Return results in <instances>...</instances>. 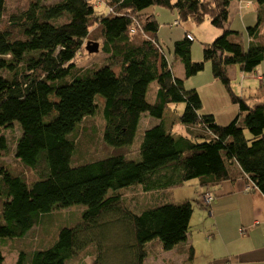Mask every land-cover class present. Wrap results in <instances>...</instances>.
Returning <instances> with one entry per match:
<instances>
[{"label": "trees", "instance_id": "16d2710c", "mask_svg": "<svg viewBox=\"0 0 264 264\" xmlns=\"http://www.w3.org/2000/svg\"><path fill=\"white\" fill-rule=\"evenodd\" d=\"M23 1L11 11L9 0H0V130L20 125L14 155L36 178L29 184L7 166L0 167V239L23 238L45 214L83 205V223L62 229L56 244L33 253L31 264H67L93 244L102 248L99 233L121 225L110 221L111 216L124 222L133 237L127 247L133 253L128 264H145L150 244L175 250L193 264L194 248L185 247L192 202L166 201L133 213L118 193H108L131 186L159 193L195 179L211 189L244 176L246 190L257 188L264 195V97L249 103L235 94L227 71L236 65L243 73H253L263 63L264 39L259 40V33L264 0H258V24L248 28L246 49L230 40L238 33L230 22L236 0H27L22 5ZM251 5L245 3L247 8ZM157 7L177 12L180 20L173 25L207 21L222 31L214 42L203 45L204 62L192 61L194 39L186 33L174 47L186 78L211 63L215 80L225 85L239 107L230 124L222 126L214 115L200 114V93L186 89L185 80L173 73L157 37ZM88 41L100 44L102 66H77ZM153 82L157 91L150 102ZM98 97L103 99L105 154L72 166V134L84 119L97 114ZM177 104L185 106L179 121L164 118ZM145 113L159 123L143 132L138 156L131 158L128 148ZM177 123L186 127V135L173 133ZM8 143L7 134L1 135L0 157L10 154ZM208 193L212 192L203 198ZM0 264H5L1 251Z\"/></svg>", "mask_w": 264, "mask_h": 264}, {"label": "rangeland", "instance_id": "374dc122", "mask_svg": "<svg viewBox=\"0 0 264 264\" xmlns=\"http://www.w3.org/2000/svg\"><path fill=\"white\" fill-rule=\"evenodd\" d=\"M246 2H252V5L247 8L245 6ZM26 3L27 0H24L22 5H26ZM239 5L241 8H239ZM8 6L11 11L19 9V0H9ZM259 7L258 0H236L232 2V6L230 7L231 28L238 32L237 34L231 35L230 40L242 44L245 49L248 48V28L255 27L258 24ZM156 9L160 24L157 37L173 73L175 76L185 80L186 89H196L203 96V109L200 114L214 115L217 118V123L222 126L230 124V122L238 116L239 107L232 103L225 85L215 80L211 63L205 62V69L203 72L191 78H186L184 65L180 58L175 55L174 47L175 42L184 39L185 33L190 31L194 37L192 44V61L195 63L204 62L203 45L214 42V40L221 35L222 31L214 28L207 21L202 25H196L193 20H188L186 22L182 21L179 26H175L173 22L175 20H180L176 11L172 12L171 9L162 7H157ZM263 32L264 23L260 28L259 40L264 39ZM90 63H94L99 67L102 66V53L99 52L93 55L89 54L87 51L82 52L77 66L79 68L85 67ZM232 67L237 69L238 66H230L227 69L232 90L238 96L247 98L249 103H254L256 99L255 93L260 87H264V75L261 74L263 78L261 81L257 78V73L260 72L259 70H264V61L259 66V69L255 70L253 73H242L239 68L235 73H232L230 71ZM73 79V76H71L68 80L71 81ZM156 91L157 83L153 82L149 88L148 101L151 102ZM260 95L264 97V93L260 92ZM98 99H100L99 102H97L100 108L97 114L84 119L72 134V138L76 143L71 159L72 166L85 164L105 154L104 151L106 148L102 140L105 127L103 99L100 97H98ZM184 108V104H177L172 107V111L174 114L181 116L184 112ZM146 117L147 115L143 116L135 141L128 148L130 151H128V156L131 158L138 156L143 128L147 126ZM239 124L241 126L244 125L242 119ZM181 125L182 124H179L174 128L175 133L179 131ZM6 134L11 152L5 157H0V167L2 165L7 166L14 173L24 176L25 180L31 184V182L35 180L36 175L31 170L25 168L14 155L15 141L18 136L21 135L20 125L16 124L12 131L0 130V136ZM113 193H118L123 200L124 206L133 213H140L147 207L166 201L181 203L188 200L192 202L194 207V215L192 216L190 225V234L192 235L200 230L204 232V223L206 222L209 224L212 221L209 217V208H200L197 204L200 195V182L198 179L189 181L184 186L171 188L170 190L168 189L167 191L159 193L145 192L141 186H131L120 190L111 189L108 194L110 196ZM86 209V206L75 205L69 208L55 210L41 217L40 224L33 227L25 237L13 240L0 239V251L5 257V264H19L21 259L23 260V264H31L33 253L38 250H45L56 244L62 229L77 228L80 226L84 221L83 214ZM202 212L206 214V217H203ZM111 217L110 221L118 222L121 225H111V227L99 233V241L102 248L93 244L81 251L78 255L68 259L67 264H97L96 260L99 256L102 257L99 264L129 263L131 257L133 258V253L130 249L129 251L127 247L128 245H132L133 237L127 226L125 227L124 222L117 220L114 216ZM158 248V245L154 247L150 244L148 246L150 255L145 260V264H191L189 261L181 263L176 254H166L161 247L159 250ZM99 249H101V255L99 254ZM156 249L159 251L158 254H151V250ZM203 260L205 259H202V255H198L196 263L204 264Z\"/></svg>", "mask_w": 264, "mask_h": 264}, {"label": "crops", "instance_id": "0c3cea01", "mask_svg": "<svg viewBox=\"0 0 264 264\" xmlns=\"http://www.w3.org/2000/svg\"><path fill=\"white\" fill-rule=\"evenodd\" d=\"M239 8H241L240 5ZM186 33L192 35L190 31ZM236 70L238 68H230L232 73H235ZM259 71L264 73V70ZM258 80L261 81L263 78ZM260 92L264 93V87L257 90L256 97L261 96ZM200 96L203 101V96L201 94ZM172 107L166 110L164 118L179 121L180 116L174 114ZM145 115H147V126L143 128V132L159 123L145 113L142 115L139 125ZM179 124L177 123L175 127ZM185 133L186 127L183 125L176 132V134L183 135ZM247 187L248 181L244 176L222 181L211 189L200 185L197 204L200 208H209V217L212 221L209 224L204 223V232L200 230L193 235L189 234L185 247L194 248L193 264H197L198 255H202V259H205L203 260L204 264H264V195L257 188L246 190ZM205 192H212L215 196L209 207H205L203 202ZM202 214L203 217H206L204 212ZM242 229L246 231L242 232ZM164 252L176 254L181 263L186 260V256L178 255L175 250Z\"/></svg>", "mask_w": 264, "mask_h": 264}, {"label": "built area", "instance_id": "2783aa9c", "mask_svg": "<svg viewBox=\"0 0 264 264\" xmlns=\"http://www.w3.org/2000/svg\"><path fill=\"white\" fill-rule=\"evenodd\" d=\"M246 5L247 6H249V5H251V2H246ZM180 24V22L179 21H177V22H175V25H179ZM187 37L190 39V40H192L193 38H192V36L191 35H187ZM261 73H259V78H261ZM214 195L212 194V193H208L205 197H204V204L206 205V206H210L211 205V203L213 202V200H214Z\"/></svg>", "mask_w": 264, "mask_h": 264}, {"label": "water", "instance_id": "95a60500", "mask_svg": "<svg viewBox=\"0 0 264 264\" xmlns=\"http://www.w3.org/2000/svg\"><path fill=\"white\" fill-rule=\"evenodd\" d=\"M85 49L89 54H96L99 52L100 44L94 41H88L85 45Z\"/></svg>", "mask_w": 264, "mask_h": 264}, {"label": "clouds", "instance_id": "9594fccd", "mask_svg": "<svg viewBox=\"0 0 264 264\" xmlns=\"http://www.w3.org/2000/svg\"><path fill=\"white\" fill-rule=\"evenodd\" d=\"M181 23V22H180ZM187 35H191L190 33H186V36ZM192 36V35H191ZM193 38V37H192ZM193 40V39H192ZM259 73H261V72H259ZM259 73L257 74V78H259L258 76H259ZM262 74V73H261ZM263 75V74H262ZM259 79H262V76H261V78H259ZM203 202H204V198H203ZM205 205V204H204ZM205 207H209V206H206L205 205Z\"/></svg>", "mask_w": 264, "mask_h": 264}]
</instances>
